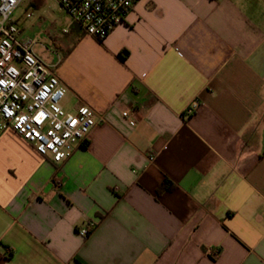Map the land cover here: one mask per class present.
I'll list each match as a JSON object with an SVG mask.
<instances>
[{"label": "crops", "instance_id": "0c3cea01", "mask_svg": "<svg viewBox=\"0 0 264 264\" xmlns=\"http://www.w3.org/2000/svg\"><path fill=\"white\" fill-rule=\"evenodd\" d=\"M63 33L34 52L98 122L60 164L0 135V264H264V0H141L101 42Z\"/></svg>", "mask_w": 264, "mask_h": 264}, {"label": "built area", "instance_id": "2783aa9c", "mask_svg": "<svg viewBox=\"0 0 264 264\" xmlns=\"http://www.w3.org/2000/svg\"><path fill=\"white\" fill-rule=\"evenodd\" d=\"M23 1L0 0V135L12 130L38 154L60 164L72 156L98 121L87 105L79 106L75 113L64 109L66 86L35 54V42L24 37L11 20ZM54 1L86 35L103 41L141 0ZM198 107L196 101L185 114L192 115ZM128 115L123 112L124 117ZM154 159V155L149 157L152 162ZM78 233L86 237L90 231L83 228Z\"/></svg>", "mask_w": 264, "mask_h": 264}, {"label": "rangeland", "instance_id": "374dc122", "mask_svg": "<svg viewBox=\"0 0 264 264\" xmlns=\"http://www.w3.org/2000/svg\"><path fill=\"white\" fill-rule=\"evenodd\" d=\"M27 14L30 16L27 17ZM11 20L23 33V36L36 43V49H45L50 59L56 57L53 41L66 40L64 30L73 20L52 0H43L40 9H32L29 0H25L11 16ZM57 60V59H56Z\"/></svg>", "mask_w": 264, "mask_h": 264}, {"label": "trees", "instance_id": "16d2710c", "mask_svg": "<svg viewBox=\"0 0 264 264\" xmlns=\"http://www.w3.org/2000/svg\"><path fill=\"white\" fill-rule=\"evenodd\" d=\"M170 187H171L170 182L169 181H166V183L160 188V190L158 192L161 193V191H164V190H166V189H168Z\"/></svg>", "mask_w": 264, "mask_h": 264}]
</instances>
